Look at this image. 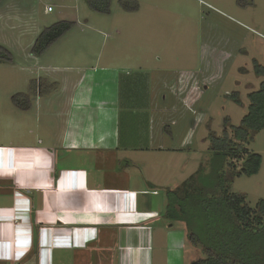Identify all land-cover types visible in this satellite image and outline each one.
<instances>
[{
    "label": "rangeland",
    "instance_id": "1",
    "mask_svg": "<svg viewBox=\"0 0 264 264\" xmlns=\"http://www.w3.org/2000/svg\"><path fill=\"white\" fill-rule=\"evenodd\" d=\"M62 20L74 22V27L47 52L35 55L32 49L38 36ZM0 45L13 55V61L0 62V146H42L38 140L49 135L73 106L66 98L68 91L103 88L94 86L95 73L110 66L128 67L115 103L119 104L116 155L137 157L145 164L135 181L142 186L153 181L164 193L192 177H197V185L212 187L218 173L241 172L243 159L217 154L212 140L241 124L248 94L264 82V76L255 72V61L264 66V0H112L107 14L92 10L85 0H3ZM166 71L181 73L182 86L190 82L186 73L202 72L201 106L192 108L189 103L176 117L190 123L198 119L195 139L186 146L177 139L172 145L155 143L146 135L151 114L146 109L148 84L142 77L157 78L155 91L160 94L158 83L165 81ZM162 92L155 103L161 101L160 109L166 103L163 96L169 94L166 88ZM184 99L188 97L177 101ZM89 109L88 120L93 121L98 114L94 107ZM191 111L194 114L188 116ZM169 126L165 125L166 133ZM252 136L243 145L262 155L261 169L254 175H237L230 187L255 207L264 199V131ZM175 224L172 250H185V264L203 258L202 246H191L186 223Z\"/></svg>",
    "mask_w": 264,
    "mask_h": 264
},
{
    "label": "crops",
    "instance_id": "2",
    "mask_svg": "<svg viewBox=\"0 0 264 264\" xmlns=\"http://www.w3.org/2000/svg\"><path fill=\"white\" fill-rule=\"evenodd\" d=\"M104 71L94 74V86L103 88L67 92L73 106L38 140L42 146H0L17 149L0 151V264H185V250H172L176 222L165 215L166 191L153 181L143 186L135 181L145 165L137 157L116 155L115 103L121 97V76L130 70L110 66ZM165 73V81L158 83L160 94L155 91L157 78L142 77L151 114L146 135L155 143L172 145L177 139L186 146L195 139L198 119L190 123L176 117L190 104L201 106L202 72L186 73L190 82L184 86L181 73ZM106 83L109 88H104ZM164 88L169 94L160 109L161 101L155 103ZM181 97L188 101L178 102ZM90 106L98 114L93 121L88 120Z\"/></svg>",
    "mask_w": 264,
    "mask_h": 264
},
{
    "label": "trees",
    "instance_id": "3",
    "mask_svg": "<svg viewBox=\"0 0 264 264\" xmlns=\"http://www.w3.org/2000/svg\"><path fill=\"white\" fill-rule=\"evenodd\" d=\"M97 12L110 13L112 0H85ZM3 0H0V4ZM74 22L62 20L47 27L37 38L33 53L42 55L73 27ZM13 61L12 52L0 45V62ZM255 72L264 76V66L255 61ZM241 103L237 94L232 95ZM249 105L239 126L231 132L213 137V150L223 157L243 159L241 172L224 170L216 175L215 186L197 185V177L176 189H167L165 215L171 221L186 223L193 248L202 246L204 257L192 264H264V199L255 207L247 203L244 194L232 193L231 183L237 175L257 174L263 157L246 150L243 143L253 133L264 131V82L248 94ZM28 103L29 97H27ZM223 165V164H222ZM221 165V166H222Z\"/></svg>",
    "mask_w": 264,
    "mask_h": 264
},
{
    "label": "built area",
    "instance_id": "4",
    "mask_svg": "<svg viewBox=\"0 0 264 264\" xmlns=\"http://www.w3.org/2000/svg\"><path fill=\"white\" fill-rule=\"evenodd\" d=\"M47 10L48 11H52V7L51 6H49L48 8H47ZM17 149H14L13 147H0V151H2V152H14V151H16ZM30 151H32V150H30ZM35 151H37V152H34V151H32V152H34V153H38L40 150H35ZM132 193H134V192H132ZM119 195L120 196H125V192H120L119 193Z\"/></svg>",
    "mask_w": 264,
    "mask_h": 264
}]
</instances>
